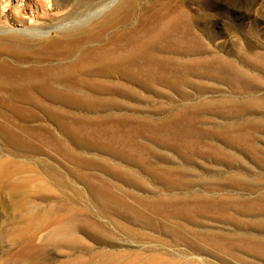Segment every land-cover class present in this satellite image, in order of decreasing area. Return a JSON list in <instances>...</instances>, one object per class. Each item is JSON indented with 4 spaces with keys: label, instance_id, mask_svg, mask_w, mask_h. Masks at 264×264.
Returning a JSON list of instances; mask_svg holds the SVG:
<instances>
[{
    "label": "bare ground",
    "instance_id": "bare-ground-1",
    "mask_svg": "<svg viewBox=\"0 0 264 264\" xmlns=\"http://www.w3.org/2000/svg\"><path fill=\"white\" fill-rule=\"evenodd\" d=\"M214 1L0 0V134L15 148L11 152L18 155L24 147L40 150L22 135L40 130L57 141L56 146L63 147L62 140L51 129L28 124L41 115L59 121L61 129L70 135L77 147L102 149L138 162L136 154L144 158L150 152L149 146L141 141L145 128L154 131L159 138L161 134L157 131L163 130V141L191 151L203 142L201 135L219 133L213 126L208 131H198L194 124L200 120L201 112L217 111L220 116L229 118L256 112L257 97L253 92L257 89V76L245 67L250 62L246 52L227 56L222 52L225 51L223 45L215 50L202 40V33L213 40L218 38L212 29L200 27L202 22L213 20ZM249 65L256 67L253 62ZM207 80L221 82L230 88L225 103L213 104L218 100L208 99V104H203L197 100L213 91V84H208ZM159 85L176 90L181 101H191L170 115L171 120H143L115 111L129 100L150 99L144 91L154 90L160 95ZM186 86L194 88L195 92L187 91ZM16 118L28 123L16 124L12 121ZM181 121L194 124L186 133L177 132V123ZM237 123L226 122L221 129L245 131L249 127V123ZM237 140L243 142L242 136ZM67 152L87 166L106 170L118 179L149 191L145 178L135 170H122L108 159L86 157L71 149ZM9 162L10 159H0V181L5 183L1 189L18 197L19 189L29 181H14L15 169ZM139 162L142 167L151 166L148 159ZM50 169L47 174L55 178L57 185L73 188L74 183L54 177L55 172ZM162 172L169 176L177 173L181 178L188 174L176 169H163ZM76 177L88 184L98 215L117 214L134 223L144 219V223L160 229L164 224L147 215L144 209H172L185 215L193 210L207 211L215 207L222 211L226 203L233 201L197 189L189 192L195 185L194 180L185 181L188 191L184 194L149 191L150 195L141 196L93 173H77ZM155 180H164L172 188L180 183V179L169 180L164 176ZM40 181L35 184V191L43 193V199H50L46 194L49 183ZM81 190L74 193L82 197ZM58 201L48 206V210L62 219L60 234L71 235L79 229L90 231L91 225H97L96 213H85L90 209L88 205L80 207L76 198L69 196ZM15 205L28 208L31 215L37 213V207L27 206L23 200ZM125 229L132 232L127 226ZM180 229L181 226L175 228L176 231ZM193 233L206 240L213 237L210 233Z\"/></svg>",
    "mask_w": 264,
    "mask_h": 264
},
{
    "label": "rangeland",
    "instance_id": "rangeland-1",
    "mask_svg": "<svg viewBox=\"0 0 264 264\" xmlns=\"http://www.w3.org/2000/svg\"><path fill=\"white\" fill-rule=\"evenodd\" d=\"M240 1H214L211 9L213 20L202 22L200 27L212 29L218 38L213 40L207 33L201 30L200 33L211 49L218 50V45H223L225 51H221L227 56L233 52H246L249 61L256 64V67H251L249 62L245 67L257 76V89L253 92L257 97V110L232 119L220 116L217 111L210 112L212 114L201 112L200 120L195 124L178 122L177 132L186 133L193 124L199 132L210 130V126L219 130L218 134L201 135L203 142L196 150L190 151L182 145L172 147L169 145L171 143L163 141V130L157 131L161 134L159 138L155 137L154 131L145 128L141 137L143 140L140 139L149 146L150 152L144 158L136 154L139 161H150L151 166L145 168L139 161L133 162L110 151L75 146L70 135L59 126V121L50 117L41 115L29 123L23 118L12 120L19 125L27 122L33 127L51 129L62 140L63 147L56 146L57 141L45 132L40 133V130L35 134L22 135L41 149L24 147L20 149V154L15 155L11 152L15 148L0 134V159H10L9 164L15 169L14 181H29L19 189L18 197L7 189H1L5 183L0 181V264H264V0ZM207 82L213 84V91L199 96L197 100L203 104L208 99L218 100L213 104L225 103L230 88L218 81ZM219 88L223 91H217ZM136 89L139 90L138 87ZM158 89L160 95L154 90L144 91L151 96L150 99L129 100L115 111L137 119L162 118L169 121L170 115L191 102L181 101L179 93L168 86L159 85ZM184 89L195 92L192 87L186 86ZM170 96L173 100L169 99ZM224 110L227 111L226 108ZM226 122H231V125L245 122L249 123V127L245 131H223L221 126ZM241 136L243 142H237ZM103 141L108 143L107 139ZM68 149L81 152L86 157L108 159L122 170L137 171L145 178L150 192L184 194L188 191L185 181L194 180L195 185L189 192L197 189L204 194L228 197L233 201L226 203L222 211L215 207L207 211L193 210L185 215L172 209H144L147 215L164 224L163 229L144 223V219L134 223L117 214L111 217L98 215L96 203L93 197L90 198L88 184L77 179V173H93L141 196L150 195L149 191L118 179L106 170L83 164L70 156ZM48 169L55 172L54 177L74 183L73 188L57 185L55 178L47 174ZM163 169L184 170L188 174L182 178L177 173L169 176L162 172ZM158 176L169 180L180 179V183L172 188L164 180L156 181ZM40 180L49 183L46 194L50 199H43L44 194L35 191V184ZM94 181L98 183L97 179ZM77 190L83 191L82 197L75 194ZM66 196L76 198L80 207L88 205L91 210L87 208L88 212L85 213H96L97 225H91L90 231L79 229L71 235L60 234L58 230L62 219L49 212L48 206L54 202L57 204ZM18 200H23L27 206L37 207V213L31 215L28 208L16 207ZM126 226L132 232L127 231ZM177 226L182 229L176 231ZM194 231L210 233L213 237L206 240L194 234Z\"/></svg>",
    "mask_w": 264,
    "mask_h": 264
}]
</instances>
